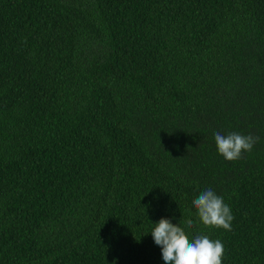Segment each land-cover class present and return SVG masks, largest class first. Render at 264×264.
Segmentation results:
<instances>
[{"label":"trees","instance_id":"16d2710c","mask_svg":"<svg viewBox=\"0 0 264 264\" xmlns=\"http://www.w3.org/2000/svg\"><path fill=\"white\" fill-rule=\"evenodd\" d=\"M161 218L264 264V0H0V264H165Z\"/></svg>","mask_w":264,"mask_h":264},{"label":"clouds","instance_id":"9594fccd","mask_svg":"<svg viewBox=\"0 0 264 264\" xmlns=\"http://www.w3.org/2000/svg\"><path fill=\"white\" fill-rule=\"evenodd\" d=\"M257 139L251 135L235 132L227 135L215 134L218 152L227 161L238 160L243 153L251 152ZM193 205L196 216L204 226L232 230L234 217L231 209L211 188L204 190L195 198ZM185 223L188 227L193 226L191 219L186 220ZM154 225L150 234L154 243L161 247L165 264H222L224 246L220 240H211L206 235H197L190 240L182 227L173 225L165 218H161Z\"/></svg>","mask_w":264,"mask_h":264}]
</instances>
